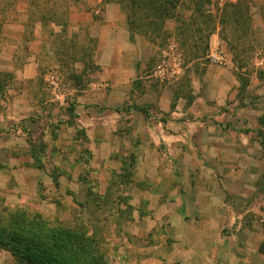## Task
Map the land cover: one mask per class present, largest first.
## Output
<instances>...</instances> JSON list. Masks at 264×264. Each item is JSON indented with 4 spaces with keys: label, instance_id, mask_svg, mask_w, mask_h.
<instances>
[{
    "label": "rangeland",
    "instance_id": "rangeland-1",
    "mask_svg": "<svg viewBox=\"0 0 264 264\" xmlns=\"http://www.w3.org/2000/svg\"><path fill=\"white\" fill-rule=\"evenodd\" d=\"M238 1L211 0L210 10L216 17V47L225 59L224 65L212 63L209 57L188 60L176 37L166 35L153 45L151 59L140 66L141 79L131 81L126 102L122 104V95L113 98L115 107H108L97 95L103 87L104 92L110 93L116 83L102 79L100 66L97 71L82 75L81 87L76 85L72 74L81 76L84 63L90 60H76L81 58V51L78 47L72 50L70 41L75 39L66 38L69 53L64 60H59L53 41L46 44L39 57L37 77L30 81L22 79L21 73L30 58L27 42L25 38L19 41L4 35L3 27L11 16L2 11L13 0L0 2V70L14 74V80L7 84L6 92L0 97V200L4 198L14 207L42 210L40 213L69 224L77 220L93 222L103 230L113 262L117 264L132 258L133 264H139L141 260L135 258V252L130 253V259H125V252L130 250L123 249L131 241L127 232L133 219H128L129 213L125 211L128 205L133 207V197L136 203L140 202L137 198L140 189L155 190L164 186L172 182L173 173L179 178L176 176L171 184L178 188L188 180L193 186L200 181L196 175L199 163L192 157L198 145H181L183 130L188 131V127L197 138L205 123L236 127L240 131L236 135L238 149L252 151L259 161L264 159L261 137L264 135L261 124L264 118V31L261 30L263 21L255 16L257 10H262L264 15V0H247L252 20L245 33L235 32L233 25L223 29L220 24L223 6ZM65 4L59 2L58 10H64ZM177 25V22H169L165 30L173 33ZM26 37L30 38L28 34ZM78 42L81 43L79 39ZM75 51H79L76 56ZM234 55L236 60H233ZM158 69L163 70L160 77L155 76ZM163 104L168 106V113L161 111ZM70 106H75L74 113L69 111ZM160 122H168V132L174 136L168 145L154 139L156 131H161L156 127ZM27 138L37 144L44 142L46 149L40 155L44 169L33 167ZM15 152L19 155L27 152L28 156L12 157ZM133 156L132 182L117 191L114 183L120 182L123 165H129ZM149 156L152 160L146 161ZM259 161H240L239 169L246 165L258 170V176L253 175L252 169L246 179L264 186V171H259L260 166L264 170V161ZM141 170L161 177L135 181V173ZM189 174H192L190 178ZM35 187L41 206L36 204L37 198L32 193ZM109 188H112V196L106 205L98 208V201L94 200L85 206L87 209L80 206L86 202L88 190L91 189L92 198L97 199V195L105 197ZM262 190L257 200L263 199L264 210V187ZM140 204L136 215L144 216L148 212L145 203ZM119 210L125 214H120ZM258 221L264 231V215ZM115 227L122 228L125 237L122 241H117L119 235ZM139 236L143 241L138 240L137 247L144 249L148 243L153 244L142 233ZM154 259L143 264H150ZM0 264L18 263L8 252L0 250Z\"/></svg>",
    "mask_w": 264,
    "mask_h": 264
},
{
    "label": "crops",
    "instance_id": "crops-1",
    "mask_svg": "<svg viewBox=\"0 0 264 264\" xmlns=\"http://www.w3.org/2000/svg\"><path fill=\"white\" fill-rule=\"evenodd\" d=\"M3 1L7 0H0ZM13 1L15 7L5 13L11 19L4 25L3 33L19 41L27 34L30 36L26 41L30 58L21 73L22 79L30 81L38 75L39 57L43 48L54 40V36L61 34V28L51 21H48L47 26L36 21L39 14H35L31 0ZM60 2L66 3L69 9L68 28L63 37L75 39L78 45L83 46H87L89 41H96L94 60L103 71L102 79L116 82L111 86L113 90L110 93L104 92L103 87L97 95L108 107H115L113 98L117 95H122V104L125 103L131 81L141 79L139 68L153 55V44L144 36L131 38L127 16L116 3H107L105 0ZM255 16L263 21L261 30L264 31L263 11L257 10ZM51 30L55 32L53 37ZM216 43L217 35H213L211 53L219 51ZM161 111L168 113V106L165 104ZM159 124L156 127L161 128V131H156L154 139L168 145L174 139L168 132L169 124ZM186 129L188 131L183 130L180 138L181 145H198L192 157L199 163L196 175L200 181L193 186L188 180L178 188L171 184L177 176L173 173L170 176L172 182L164 186L160 185L155 190L140 189L137 198L145 203L148 213L145 212L144 216L140 213L136 215L142 204L136 203L133 197V221L129 225L130 232H127L131 241L123 247L125 251H130L125 252V259L135 252V258L141 260V264L151 258L155 259L150 264H264V254L260 250L264 243V231L258 225V220L264 215L263 199L257 200L264 186L246 179L252 169L253 175L258 176V170L246 165L239 169L240 161H259V157L252 151L243 152L238 149L239 140L236 135L240 131L236 127L216 122L205 123L197 138L191 135L188 127ZM242 145L246 146L243 141ZM151 154L154 153L151 151ZM16 155L19 154L13 153L12 157ZM19 156L28 155L26 152ZM149 160H152V156L146 159ZM259 171H264L261 166ZM191 176L189 174L188 178ZM149 177L155 179L161 176L157 173L153 176L151 172L141 170L135 173L134 180L143 182ZM32 193L37 198L36 204L41 206L37 187ZM115 228L119 235L117 241H122L125 238L121 233L122 228ZM141 233L150 238L153 244L148 243L144 249L137 247L138 240L143 241L142 236H139ZM131 260L118 263L133 264Z\"/></svg>",
    "mask_w": 264,
    "mask_h": 264
},
{
    "label": "trees",
    "instance_id": "trees-1",
    "mask_svg": "<svg viewBox=\"0 0 264 264\" xmlns=\"http://www.w3.org/2000/svg\"><path fill=\"white\" fill-rule=\"evenodd\" d=\"M107 3H116L125 12L131 38L144 36L153 45L163 37L175 36L177 42L186 52L190 61L207 60L210 52V40L215 35L217 27L213 12L210 10L211 0H105ZM60 0H31V4L38 13L36 21L48 24L51 21L56 27L61 28V34L54 36L53 44L57 45L56 54L59 60L68 57V42L63 36L68 28L69 9L58 10ZM15 2L8 4L2 14L8 12ZM247 0L227 3L222 8L220 24L223 29L227 25H233L234 31L242 30L244 33L251 27V9ZM181 7L183 8L181 10ZM1 14V12H0ZM177 22L174 32L165 30L169 22ZM203 25H205L203 27ZM26 41L29 40L25 35ZM72 50L78 47L81 58L76 60H90L84 63L81 76L72 74L76 85L81 87L82 75L90 71H97L99 66L95 63L97 43L92 40L87 46L78 45L76 41H70ZM79 51L73 53L74 56ZM233 60H236L234 55ZM14 80V74L0 70V97L6 92L7 84ZM75 106H70L69 111H75ZM264 125V118L261 120ZM248 133V132H247ZM264 144V135H261ZM30 147V159L34 161L36 169H44V163L40 155L45 151L44 142L38 144L27 138ZM135 163L134 156L131 163L123 165L121 180L114 185L119 188L132 182L130 169ZM107 195L92 198L91 189L87 192L86 202L80 204L82 208L98 201V208L106 205L112 196V188L107 190ZM96 195V194H95ZM120 214L129 213L132 219L134 209L128 205L127 211L119 210ZM77 222V223H75ZM74 223H66L59 218H50L40 212L27 208L8 205L0 200V250L8 252L18 264H116L104 239L103 230L93 222L77 220ZM122 221L117 222L120 225ZM264 254V245L261 247ZM119 264V263H117Z\"/></svg>",
    "mask_w": 264,
    "mask_h": 264
},
{
    "label": "built area",
    "instance_id": "built-area-1",
    "mask_svg": "<svg viewBox=\"0 0 264 264\" xmlns=\"http://www.w3.org/2000/svg\"><path fill=\"white\" fill-rule=\"evenodd\" d=\"M208 57H209V60H211V62L214 64H217V65H224L225 64V59L222 56V54H220L219 52L210 53ZM162 73H163V70L158 69L155 71V76L160 77V75H162Z\"/></svg>",
    "mask_w": 264,
    "mask_h": 264
}]
</instances>
